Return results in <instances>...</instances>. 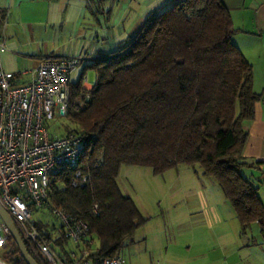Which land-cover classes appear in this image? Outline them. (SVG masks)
<instances>
[{"label":"trees","instance_id":"trees-1","mask_svg":"<svg viewBox=\"0 0 264 264\" xmlns=\"http://www.w3.org/2000/svg\"><path fill=\"white\" fill-rule=\"evenodd\" d=\"M237 31L223 0H179L149 15L117 50L86 63L72 82L65 119L75 127L60 134L89 140L80 165L89 179L73 185L74 169L60 166L49 177V200L88 224L95 255L120 254L145 222L118 184L123 165L153 174L197 165L219 185L240 233L252 223L264 233V205L242 172L252 167L243 155V123L264 96L254 91L252 65L231 40ZM87 71L95 75L91 89L81 86ZM29 223L45 232L52 250L68 245L57 221L32 215ZM7 244L9 263L27 264L11 237Z\"/></svg>","mask_w":264,"mask_h":264},{"label":"built area","instance_id":"built-area-1","mask_svg":"<svg viewBox=\"0 0 264 264\" xmlns=\"http://www.w3.org/2000/svg\"><path fill=\"white\" fill-rule=\"evenodd\" d=\"M7 49L5 40L0 39V55ZM85 59L82 55L45 56L30 72V79L22 83L17 77L25 71H6L0 62V205L44 264H125L121 254L95 255L88 224L49 200V177L60 166L74 169L73 185H83L89 179L80 169L82 155L91 149L89 140L75 131L57 135L46 126L66 117L71 75ZM81 81L87 83V76ZM38 210L54 217L71 247L56 246L52 250L45 232L29 223ZM8 237L10 233L0 216V251ZM0 264L5 263L0 259Z\"/></svg>","mask_w":264,"mask_h":264},{"label":"crops","instance_id":"crops-1","mask_svg":"<svg viewBox=\"0 0 264 264\" xmlns=\"http://www.w3.org/2000/svg\"><path fill=\"white\" fill-rule=\"evenodd\" d=\"M177 1L166 0L163 5L162 0H0V39L8 48L0 55L1 65L6 71H25L17 77L22 83L45 56L82 55L86 61L80 76L86 63L117 50L137 34L150 14ZM223 2L238 30L231 40L252 65L254 91L264 96V0ZM94 80L81 81V86L88 89ZM243 128L248 133L243 155L252 167L242 172L256 186L264 205V98L255 103L254 117L244 121ZM223 208L226 216L214 214L213 221L225 228L233 221L227 218H232L230 209ZM240 235L225 240L226 245L231 241L230 253L221 256L225 262L248 246Z\"/></svg>","mask_w":264,"mask_h":264},{"label":"rangeland","instance_id":"rangeland-1","mask_svg":"<svg viewBox=\"0 0 264 264\" xmlns=\"http://www.w3.org/2000/svg\"><path fill=\"white\" fill-rule=\"evenodd\" d=\"M154 4L158 6L160 1ZM81 70L79 66L73 71L72 81L77 80ZM85 75L88 81L94 80L92 71ZM46 126L57 135L75 127L65 118H57ZM118 184L145 218L120 252L125 264H233L238 257V264H264V234L259 225L252 223L241 234L232 206L217 182L202 175L199 166L179 164L162 174H153L149 167L123 165ZM223 206L230 209L232 218L231 215L227 218L233 221L225 228L213 221L214 214L226 216L222 213ZM33 217L55 220L44 211L33 212ZM238 234L248 246H243L235 259L225 262L221 256L230 253L228 244ZM227 239L231 241L226 245ZM68 245L71 247L72 243ZM9 248L6 244L0 251V259L5 264H10L5 257Z\"/></svg>","mask_w":264,"mask_h":264},{"label":"water","instance_id":"water-1","mask_svg":"<svg viewBox=\"0 0 264 264\" xmlns=\"http://www.w3.org/2000/svg\"><path fill=\"white\" fill-rule=\"evenodd\" d=\"M0 216L5 223L12 240L14 241L15 245L17 246L19 252L21 253L23 259L27 264H39L37 260L32 257L26 249L25 243L20 236L12 218L9 214L5 211V209L0 205Z\"/></svg>","mask_w":264,"mask_h":264}]
</instances>
